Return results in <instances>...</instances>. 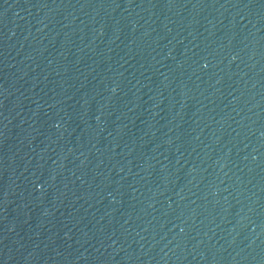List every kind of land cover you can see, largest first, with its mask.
I'll list each match as a JSON object with an SVG mask.
<instances>
[{"label": "water", "instance_id": "1", "mask_svg": "<svg viewBox=\"0 0 264 264\" xmlns=\"http://www.w3.org/2000/svg\"><path fill=\"white\" fill-rule=\"evenodd\" d=\"M0 264H264V0H0Z\"/></svg>", "mask_w": 264, "mask_h": 264}]
</instances>
